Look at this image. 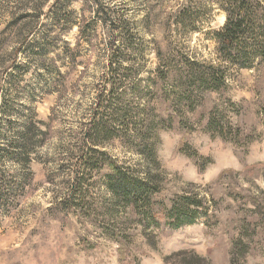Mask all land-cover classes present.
Returning <instances> with one entry per match:
<instances>
[{
	"label": "rangeland",
	"instance_id": "obj_1",
	"mask_svg": "<svg viewBox=\"0 0 264 264\" xmlns=\"http://www.w3.org/2000/svg\"><path fill=\"white\" fill-rule=\"evenodd\" d=\"M94 1L66 0L71 23L59 28L62 39L46 43L45 57L27 48L17 58L32 41L26 36L35 16L46 24L55 0H0V110L6 106L0 121L9 139L29 121L44 132L29 167L0 161V181L14 190L0 204V264H119L117 233L127 243L122 264H264L259 231L242 230L244 221L256 220L254 202L264 205V63L238 70L222 61L213 37L226 15L217 0H191L201 9L198 33L171 29L188 0H100L108 18L127 22L137 53L140 76L126 86L123 105L135 114L154 110L164 120L175 115L177 123L150 137L153 163L136 148L134 125L118 133L100 148L103 168L86 179L84 198L64 202L77 166L73 157L88 150L95 108L112 89L106 79L110 47H119V31L104 27ZM209 68L222 74L225 86L184 98L192 70ZM111 163L139 178L158 176L162 199L173 205L185 196L197 199L202 215L193 225L162 232H145L125 210L111 218ZM103 215L106 226L99 224ZM248 239L252 247L241 256L237 244Z\"/></svg>",
	"mask_w": 264,
	"mask_h": 264
},
{
	"label": "trees",
	"instance_id": "obj_2",
	"mask_svg": "<svg viewBox=\"0 0 264 264\" xmlns=\"http://www.w3.org/2000/svg\"><path fill=\"white\" fill-rule=\"evenodd\" d=\"M65 1L55 0L48 14L45 15L46 24L41 25V17L35 16V25L26 36L27 39L32 38V41L22 45L17 50V58L19 53L24 52L27 48L32 49V52H40L45 57L49 52L47 47L50 46H47L46 43L62 39L59 28H64L71 23V13L66 9ZM188 1L187 6L178 7L171 29L184 27L191 33H198L199 29L195 17H198L201 9H195L196 4L191 0ZM217 4L226 15L224 27L215 32L213 37L217 43V52L222 61L238 70L251 69L257 61L264 63V0H217ZM93 7L96 8L97 16L106 29L119 31L120 38L115 41V44L117 43L119 47H116V45L110 47L112 54H110L106 79L107 85H110L112 89L108 96L102 95L100 97V101L95 108L91 120L92 124L85 138L88 150L82 149L84 154L81 157H73L77 160V166L73 167L70 176L72 183L67 187L68 192H71V194L69 197L64 198V202H68L74 197L84 198L88 191L86 179L96 171L101 172L103 168L100 167L99 160L103 159L106 154L100 151V148L104 147L106 142L117 139L118 133L122 131L127 133L130 126L134 125L130 133L137 138L136 148L140 150L143 147L140 155L147 157L153 163L154 142H150V137H153L158 129L172 130V124L177 123L175 115L164 120L158 118L154 110L151 112L143 110V113L135 114L123 105V98L127 95L126 86L140 76V70L135 69L137 53L133 49L134 45L131 38L125 31L127 22L116 21L115 15L111 14H108V18L105 11H109V8L103 9L104 5L100 0H95ZM28 58L33 60V56H28ZM124 65L126 68L123 67ZM187 80V86L183 94L184 98L187 99L194 93V90L220 92L225 86L224 77L213 68H209L204 72L193 69ZM121 90L124 93L120 94ZM132 92V94H137L136 91ZM5 107H1L0 119L6 116ZM131 115L134 118H131ZM145 118L148 120L145 121ZM156 118H158L157 121H155ZM128 122L132 123L127 125ZM145 123L148 124L149 129H146ZM45 126L50 130L48 125ZM40 135L44 136V132L38 128L36 123L29 121L23 126V129L14 133L9 139L4 132L3 121H0V161L15 162L21 167H29L33 163V155L36 150L43 146L44 141H39L40 138H38ZM182 147L179 148V152ZM65 156L68 157L69 155L66 153ZM109 168L112 176L109 177L106 188L111 198L108 199L106 196L105 198L112 203L111 218H115L114 213H117V210H125L128 212L129 219L136 221V225L142 226L145 232L151 228L162 232L167 229L174 231L183 226L193 225L202 215L199 210L204 208V204L197 199L185 196L174 205L168 204V201L162 199L164 188L160 184L158 176L147 172L144 175L145 178H139L113 163L110 164ZM225 174H221L218 181ZM12 188L10 184L0 181V204H4L9 200L14 193ZM254 205L257 206L258 211L253 213L256 220L244 221L242 230L244 234H248L251 230L254 232L258 230L261 236L260 242L264 248V205L257 202H254ZM107 216H101L99 221L101 226L107 225V223L103 224L102 222ZM116 227L122 228L123 226ZM115 232L120 231L115 229ZM122 236V234L117 233L114 235L116 239L112 237L119 246L121 256L119 264L126 262L124 256L128 254L127 243ZM250 242L251 239H248L247 242L242 240L237 244V247H240L241 256H245L251 249ZM127 257L129 258V256Z\"/></svg>",
	"mask_w": 264,
	"mask_h": 264
}]
</instances>
